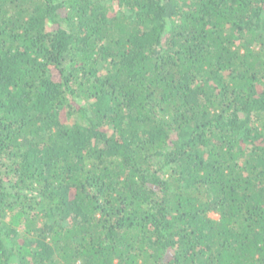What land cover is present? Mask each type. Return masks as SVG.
Instances as JSON below:
<instances>
[{"label": "trees", "instance_id": "1", "mask_svg": "<svg viewBox=\"0 0 264 264\" xmlns=\"http://www.w3.org/2000/svg\"><path fill=\"white\" fill-rule=\"evenodd\" d=\"M0 264H264V0H0Z\"/></svg>", "mask_w": 264, "mask_h": 264}, {"label": "rangeland", "instance_id": "2", "mask_svg": "<svg viewBox=\"0 0 264 264\" xmlns=\"http://www.w3.org/2000/svg\"><path fill=\"white\" fill-rule=\"evenodd\" d=\"M113 7H114V6H113ZM114 9H115V8H114ZM114 9H113V10H114ZM211 217H212V218H214V219H217V217H216V216H214V215H212Z\"/></svg>", "mask_w": 264, "mask_h": 264}]
</instances>
